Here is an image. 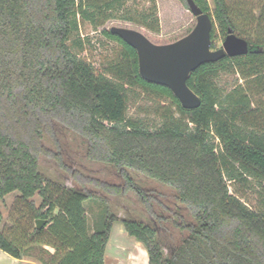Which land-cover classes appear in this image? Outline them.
Returning <instances> with one entry per match:
<instances>
[{
  "label": "trees",
  "instance_id": "1",
  "mask_svg": "<svg viewBox=\"0 0 264 264\" xmlns=\"http://www.w3.org/2000/svg\"><path fill=\"white\" fill-rule=\"evenodd\" d=\"M149 1L139 10L129 0H0V202L19 192L30 211V222L11 236L0 206V248L12 256L42 264H106L119 220L146 248L148 264H264V210L252 209L229 188V181L252 177L264 189V126L246 123L249 88L238 80L230 88L221 83L223 74L236 73L264 85V0H194L214 20L213 48L215 22L224 38L232 29L250 44L247 54L191 73L188 85L202 99L194 109H185L168 86L146 81L136 49L107 29L103 34L122 46L119 61L108 68L118 81L81 56V21L98 29L122 18L160 32L156 0ZM125 82L172 99L181 117L156 129L127 118ZM57 126L84 140L87 159L113 167L123 181L67 167ZM42 156L68 170L81 188L47 176ZM133 173L170 188L175 202L144 189ZM90 185L114 197L133 192L147 219L120 217ZM91 199L102 208L90 228L85 202ZM38 219L46 221L40 229Z\"/></svg>",
  "mask_w": 264,
  "mask_h": 264
},
{
  "label": "rangeland",
  "instance_id": "2",
  "mask_svg": "<svg viewBox=\"0 0 264 264\" xmlns=\"http://www.w3.org/2000/svg\"><path fill=\"white\" fill-rule=\"evenodd\" d=\"M229 1L233 2L235 0ZM244 1L254 5L259 3V0ZM156 3L160 18V32H154L143 24L124 20L122 18L110 19L98 29L93 27L89 22L81 21L80 35L85 43V49L81 52V56L92 63L97 70L105 73L114 81H118L117 78L108 71V68L119 61L122 46L117 41L108 38L103 34L102 30H110L113 26L134 28L145 33L153 42L163 44L176 41L186 36L196 26V16L182 0H156ZM210 3L213 5L212 0H210ZM150 4L151 2L149 0H129L128 3L129 6L139 10H142ZM255 13L259 14V10L256 9ZM215 26L217 37L214 41V49H217L223 46L224 37L221 35L216 22ZM236 80L249 88V94L252 99V110L247 115L246 123L255 128H262L264 126V85L258 84L255 79H244L240 74L236 73L223 74L221 83L227 88H230ZM125 88H127L128 97L127 118L142 121L146 127L156 129L162 126L171 116L175 118L181 117V112L172 99L161 97L151 90H146L140 86L129 85L127 82H125ZM190 126H192L191 123ZM57 130V138L61 146V153L67 167L80 168L86 171L87 174L102 181L114 183H121L123 181L120 172L113 167L93 163L87 159L84 140L59 126H57ZM213 140L218 145L217 150L221 151L219 139L214 137ZM45 142L49 146L47 139H45ZM41 168L47 176L63 182L66 186L70 188H81L79 184L75 183L70 172L61 168L52 158L42 156ZM133 176L144 189L159 197L162 201L171 204L175 202L173 197L174 192L170 188L143 176L135 175L134 173ZM229 188L233 194L240 197L252 209L256 211L264 210L263 183L259 182L257 179L248 177L246 180L229 181ZM89 190L98 196L102 195L106 197L109 200L112 210L120 217L131 215L144 220L147 219L142 202L133 192H129L123 197H114L106 194L103 190L93 185H90ZM19 196V192H13L8 194L5 199L0 202L4 215V231L11 236L19 233V224L26 225L30 222V211L27 203L20 202L18 200ZM32 199L36 205H39L42 201L39 195H36ZM85 207L91 228L94 224L95 217L102 208V204L97 199H91L85 202ZM119 222L121 224V221L116 223L113 236L118 235ZM172 231L175 232L176 230L172 228ZM118 238L122 239V236ZM112 245L113 244L109 245L111 254L107 259L108 264H112ZM128 246L130 248L132 247L130 243H128ZM49 249L52 250V248ZM127 256L128 253L126 251L120 252L119 261L121 264H131V262L126 259ZM137 264L141 263L138 261Z\"/></svg>",
  "mask_w": 264,
  "mask_h": 264
},
{
  "label": "water",
  "instance_id": "3",
  "mask_svg": "<svg viewBox=\"0 0 264 264\" xmlns=\"http://www.w3.org/2000/svg\"><path fill=\"white\" fill-rule=\"evenodd\" d=\"M186 1L189 10L197 18V24L189 34L176 41L158 44L145 33L124 26H113L109 31L136 49L139 72L146 81L168 86L185 109H194L201 105L202 99L188 85L191 73L204 63L215 62L226 56L247 54L250 44L229 29L223 46L214 49L212 16L204 12L194 0ZM45 223V220L38 219L37 228H42Z\"/></svg>",
  "mask_w": 264,
  "mask_h": 264
},
{
  "label": "crops",
  "instance_id": "4",
  "mask_svg": "<svg viewBox=\"0 0 264 264\" xmlns=\"http://www.w3.org/2000/svg\"><path fill=\"white\" fill-rule=\"evenodd\" d=\"M119 220L115 221L112 226V231L110 234V238L107 244L106 248V255H105V261L107 263V259L109 257L110 253V248L109 245L113 244V256L111 258L112 264H121L119 259H120V252L126 251L128 253L127 260L131 262V264H137L139 261L141 264H148L149 257H148V252L144 245L136 240L135 238L131 237L121 221V224L119 222L118 224V235L113 236L114 233V228L116 223H118ZM117 227V226H116ZM122 239H119L118 237H121ZM114 237V238H113ZM128 243L131 244V248L128 246ZM128 247V248H127ZM0 264H42L40 261L33 257H26L23 259L16 258L9 254L8 252L2 250L0 248Z\"/></svg>",
  "mask_w": 264,
  "mask_h": 264
}]
</instances>
